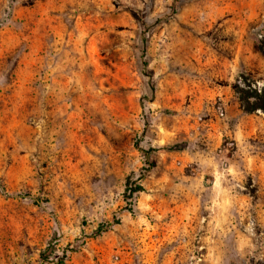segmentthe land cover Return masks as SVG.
<instances>
[{
    "label": "rangeland",
    "instance_id": "rangeland-1",
    "mask_svg": "<svg viewBox=\"0 0 264 264\" xmlns=\"http://www.w3.org/2000/svg\"><path fill=\"white\" fill-rule=\"evenodd\" d=\"M263 85L264 0H0V264H264Z\"/></svg>",
    "mask_w": 264,
    "mask_h": 264
},
{
    "label": "trees",
    "instance_id": "trees-1",
    "mask_svg": "<svg viewBox=\"0 0 264 264\" xmlns=\"http://www.w3.org/2000/svg\"><path fill=\"white\" fill-rule=\"evenodd\" d=\"M252 95L253 96H245V97H241L240 101L241 104L244 105V108L246 111L248 112H253L257 109H261L262 111H264V106L258 102H260V100H264V85L262 86V88L259 90V92L257 91H252ZM253 97V99L255 100V102H249L248 98ZM257 101V102H256ZM140 186H138L137 188H134L133 190H131L130 193V197H132L135 193H137L138 191H140Z\"/></svg>",
    "mask_w": 264,
    "mask_h": 264
}]
</instances>
